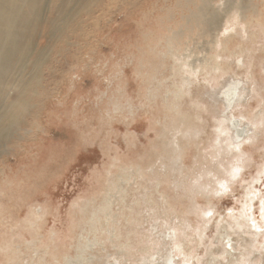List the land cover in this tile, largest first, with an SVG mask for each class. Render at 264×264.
<instances>
[{"label":"rangeland","instance_id":"obj_1","mask_svg":"<svg viewBox=\"0 0 264 264\" xmlns=\"http://www.w3.org/2000/svg\"><path fill=\"white\" fill-rule=\"evenodd\" d=\"M92 8L35 46L33 106L0 144V264H227L230 242L229 264H264V232L234 225L244 204L263 220L264 0Z\"/></svg>","mask_w":264,"mask_h":264},{"label":"bare ground","instance_id":"obj_2","mask_svg":"<svg viewBox=\"0 0 264 264\" xmlns=\"http://www.w3.org/2000/svg\"><path fill=\"white\" fill-rule=\"evenodd\" d=\"M97 3H100V0H0V144L12 136V132L17 129L33 106L32 98L39 85L40 63L45 56L44 47L39 50L35 49L37 42L40 39L52 41L60 37L68 26L79 27L81 25L79 17L82 14L90 16L93 5ZM199 7L197 14L200 15L202 6ZM15 82L17 86L11 94L13 97L4 96L5 89ZM226 98L228 107L232 101L238 100V94L237 92L228 93ZM238 121L233 120L229 127L233 134L230 135L229 141L235 150L242 145L243 141L249 139L245 133L249 131V128L245 130L238 124ZM219 126H221L220 123ZM259 202V216L263 217L261 223L253 217L255 209H250L249 204H244L242 212L240 210L236 215L234 225L248 227L246 231H251L248 223H245V226L242 224L246 218H249L254 222L253 226L260 229L253 233H263L264 229L261 228L264 224V195L260 197ZM39 211H41L40 206L36 207L33 213L37 214ZM37 217L38 215L32 218V221L34 222ZM77 239L79 240V237ZM222 248L229 256L227 261L229 264L235 253V247L230 242L229 248L225 246ZM77 249H80L79 245ZM37 250L43 254L48 251L46 247L41 250L35 249ZM236 258L237 256H234V259ZM62 259L66 264L72 261L82 263L79 258L74 260L68 254H64Z\"/></svg>","mask_w":264,"mask_h":264}]
</instances>
